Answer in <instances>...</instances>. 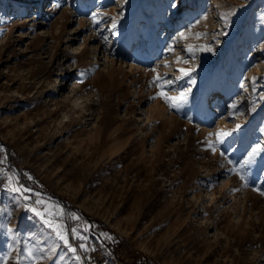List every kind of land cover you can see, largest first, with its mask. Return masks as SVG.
I'll return each mask as SVG.
<instances>
[{
  "label": "rangeland",
  "instance_id": "374dc122",
  "mask_svg": "<svg viewBox=\"0 0 264 264\" xmlns=\"http://www.w3.org/2000/svg\"><path fill=\"white\" fill-rule=\"evenodd\" d=\"M181 5L0 0V169L31 189L24 193L31 203L39 196L81 218L65 216L70 227H90L81 228L89 250L71 241L79 262L60 246L39 264H264V196L253 190L264 189V155L246 181L219 155L238 161L264 145V0ZM233 8L224 28L219 14ZM111 17L117 35L106 30ZM169 44L175 51H164ZM181 69L190 74L176 80ZM156 74L169 96L190 89L188 102L170 108L150 84ZM237 124L215 153L207 147L216 139L209 133ZM15 196L0 186V264H16L7 227L17 233V250L36 243L29 233L40 231ZM46 239L44 231L45 250Z\"/></svg>",
  "mask_w": 264,
  "mask_h": 264
},
{
  "label": "snow or ice",
  "instance_id": "6c2138e0",
  "mask_svg": "<svg viewBox=\"0 0 264 264\" xmlns=\"http://www.w3.org/2000/svg\"><path fill=\"white\" fill-rule=\"evenodd\" d=\"M60 5L57 4L56 7H59ZM170 7L174 10L180 11L181 10V0H170ZM236 12V9L233 8L228 12H221L219 14L220 19L223 21V27L228 28L229 27V17L234 15ZM118 15L122 16L123 13L120 12ZM92 23L94 25H100L101 20L98 19V13L93 12L90 17ZM111 24L108 26L106 30L111 31L113 35H117L116 28L118 19L117 17H111ZM207 15L201 16L200 19L196 20L195 23L199 24L201 20H206ZM191 27V26H189ZM189 29L186 28L184 31H181L178 33V36L183 39L185 38V32H187ZM99 32V28L97 29ZM220 34L226 35V32H221ZM202 35H207V33H195V36L199 38ZM104 42L108 41V37H103ZM201 51H212V48L209 46H205L200 49ZM261 50H264V45L261 46ZM165 52H173L175 51L172 44H169L167 48L164 49ZM185 51L189 53L190 56H193V50L192 47L189 45L185 48ZM177 61H180L184 59L182 55H177ZM155 72V69L152 70ZM191 70L185 71L181 69L182 76H178L175 79L180 80L183 77L189 76ZM166 75V74H165ZM260 79H264V76L259 77ZM163 79L162 76L159 74H156L153 76L152 80L150 81V84L157 85L161 91L157 93V95L160 96V98L168 104L170 108L179 109L182 104H186L188 102V92H190V89H185L181 92L179 96H169L166 92L163 91V85L159 83V81ZM253 85L256 84V81L258 79L257 76L250 77ZM174 80H166L165 84H173ZM194 82V81H191ZM241 88H244V84L242 83L240 85ZM253 91H256L255 87L252 89ZM155 98V97H153ZM260 99L264 100V94L260 95ZM179 101V103H177ZM239 102L234 101L229 105L230 109L237 110L238 109ZM254 110V109H250ZM242 127V125L237 124L235 129L229 130V131H218L216 133H209V136L215 135L216 139L215 141H208L207 147L212 151H217V146L222 145L224 142L227 141V139L232 135V133L236 130H239ZM219 155L224 157V159L227 161L228 164L232 165V167L229 169L230 172L235 173L241 181H246V174L247 171L251 168V166L256 162V158L258 156L264 155V145L262 144H256L251 147V149L246 153V155L238 161H233L230 157H228L226 151H220ZM2 162V161H0ZM0 176L5 177L4 180H0V186L5 188L9 193L16 194L14 199L17 201L18 206L23 211H28L33 214L32 218L36 219L39 224V234L30 232L29 235L32 237L36 243H34L31 247L28 246V244H25L22 249H15L14 245L19 243V240L17 238V233L14 230V227H7V232L11 234L10 240L11 243L9 244V249L16 252L15 255V261L16 264H20L22 260L30 261L31 264H39L40 261H43L47 254L49 252L54 253L57 249V247L63 246L67 249L68 252L73 254V258L76 261H80L81 257L77 255V247L72 244V240L79 239L82 241L78 247L81 250L87 251L88 245L86 243L88 237L82 234L81 228L83 232L90 231V227L86 226V222H84L83 225L78 224L77 226L70 227L67 225L65 221V216L68 217V219L80 221L81 218L77 216L76 213H65L62 209L59 208V206H56L54 209H50L47 202L41 199L39 196H37V199L34 201V204L31 203V197L28 195H25L24 193L30 192L31 189L25 188L23 184L20 183L19 178L13 175H6L3 169H0ZM31 179V177H29ZM254 191H257L261 196H264V189L260 188H254ZM37 206H40L39 208ZM7 215L10 217L12 215L11 212H8ZM44 231H47V239L44 240V244L47 247V250H45L44 247L39 246L40 239L43 237ZM102 237L108 240H112L113 237L108 235L107 233H101ZM6 264V262H5Z\"/></svg>",
  "mask_w": 264,
  "mask_h": 264
},
{
  "label": "bare ground",
  "instance_id": "6f19581e",
  "mask_svg": "<svg viewBox=\"0 0 264 264\" xmlns=\"http://www.w3.org/2000/svg\"><path fill=\"white\" fill-rule=\"evenodd\" d=\"M182 6V5H181ZM251 26V25H250ZM249 28V27H248ZM255 28V27H254ZM250 29V28H249ZM252 30V29H251ZM254 30V29H253ZM60 90V89H59ZM60 94V93H59ZM61 95V94H60ZM223 96H224V94H223ZM221 101H222V97L220 98V96L218 95L216 98H215V100H214V105H212L211 106V110H212V112L214 111V109H215V106L217 105V104H220L221 103ZM74 102H76V101H74Z\"/></svg>",
  "mask_w": 264,
  "mask_h": 264
},
{
  "label": "trees",
  "instance_id": "16d2710c",
  "mask_svg": "<svg viewBox=\"0 0 264 264\" xmlns=\"http://www.w3.org/2000/svg\"><path fill=\"white\" fill-rule=\"evenodd\" d=\"M33 198H35V196H33ZM34 201V199L32 200V202ZM74 209V211H76V212H78L79 214H81V212L77 209V208H73Z\"/></svg>",
  "mask_w": 264,
  "mask_h": 264
}]
</instances>
